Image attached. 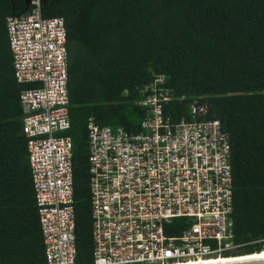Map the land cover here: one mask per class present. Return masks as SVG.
<instances>
[{
	"label": "trees",
	"instance_id": "16d2710c",
	"mask_svg": "<svg viewBox=\"0 0 264 264\" xmlns=\"http://www.w3.org/2000/svg\"><path fill=\"white\" fill-rule=\"evenodd\" d=\"M30 10L0 0V264H46L19 100L31 85L14 77L6 30ZM41 14L66 28L76 264L92 262L89 126L141 132L140 90L157 76L166 116L220 122L238 255L264 248V0H44ZM179 221L167 234L191 223Z\"/></svg>",
	"mask_w": 264,
	"mask_h": 264
},
{
	"label": "built area",
	"instance_id": "2783aa9c",
	"mask_svg": "<svg viewBox=\"0 0 264 264\" xmlns=\"http://www.w3.org/2000/svg\"><path fill=\"white\" fill-rule=\"evenodd\" d=\"M41 4L31 0L28 13L8 16L6 30L14 77L31 85L19 100L45 261L76 264L66 28L62 18H44ZM140 96L141 132L89 126L90 264L240 256L231 229L230 144L220 122L166 116L173 92L164 76ZM176 220L191 223L167 234Z\"/></svg>",
	"mask_w": 264,
	"mask_h": 264
},
{
	"label": "bare ground",
	"instance_id": "6f19581e",
	"mask_svg": "<svg viewBox=\"0 0 264 264\" xmlns=\"http://www.w3.org/2000/svg\"><path fill=\"white\" fill-rule=\"evenodd\" d=\"M253 262H264V251L258 254L243 256V257H236V258H227V259H208V260H201L191 263L185 264H246V263H253Z\"/></svg>",
	"mask_w": 264,
	"mask_h": 264
},
{
	"label": "water",
	"instance_id": "95a60500",
	"mask_svg": "<svg viewBox=\"0 0 264 264\" xmlns=\"http://www.w3.org/2000/svg\"><path fill=\"white\" fill-rule=\"evenodd\" d=\"M42 1H44V0H42ZM25 4H26L27 7H29L31 5V0H25ZM258 253H261V251L255 252V253H252V254L240 255V257L253 255V254H258ZM236 257H239V256H235V258ZM246 264H264V262H253V263H246Z\"/></svg>",
	"mask_w": 264,
	"mask_h": 264
}]
</instances>
